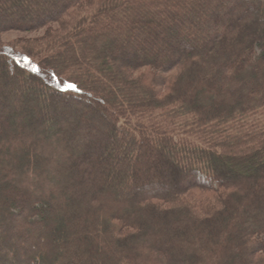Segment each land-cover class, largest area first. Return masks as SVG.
Wrapping results in <instances>:
<instances>
[{"label": "trees", "instance_id": "1", "mask_svg": "<svg viewBox=\"0 0 264 264\" xmlns=\"http://www.w3.org/2000/svg\"><path fill=\"white\" fill-rule=\"evenodd\" d=\"M0 264H264V0H0ZM19 46V45H18Z\"/></svg>", "mask_w": 264, "mask_h": 264}, {"label": "rangeland", "instance_id": "2", "mask_svg": "<svg viewBox=\"0 0 264 264\" xmlns=\"http://www.w3.org/2000/svg\"><path fill=\"white\" fill-rule=\"evenodd\" d=\"M44 34V31L23 33L18 31H11L0 35V42L2 44H8L16 46L21 50L23 45L31 44V40L40 39ZM19 45V46H18Z\"/></svg>", "mask_w": 264, "mask_h": 264}]
</instances>
